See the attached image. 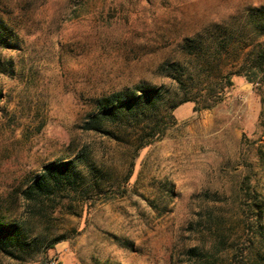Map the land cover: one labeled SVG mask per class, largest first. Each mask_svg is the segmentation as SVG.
<instances>
[{"label":"rangeland","instance_id":"obj_1","mask_svg":"<svg viewBox=\"0 0 264 264\" xmlns=\"http://www.w3.org/2000/svg\"><path fill=\"white\" fill-rule=\"evenodd\" d=\"M256 6L264 0H0L17 36L0 48V218L24 223L29 242L16 256L0 251V264H264V236L247 225L241 192L248 175L264 197V79L233 76L212 108L181 103L175 124L137 154L139 117L106 125L118 139L80 128L99 97L172 87V63L200 86L233 53L205 73L183 42L215 24L253 37ZM79 152L102 171L23 199L44 165ZM132 159L122 196L84 203L86 186L111 188Z\"/></svg>","mask_w":264,"mask_h":264},{"label":"trees","instance_id":"obj_2","mask_svg":"<svg viewBox=\"0 0 264 264\" xmlns=\"http://www.w3.org/2000/svg\"><path fill=\"white\" fill-rule=\"evenodd\" d=\"M250 16L251 28L255 33L253 37H248L242 27L215 24L208 28L209 33L206 36H197L183 42L182 48L185 53L200 60L197 69L195 66V69L199 71H207L209 67L217 63L214 62L215 60L225 59L233 53L229 62L224 63L225 68L220 67L217 73L207 74L200 86H189L187 80L192 78V74L182 64L172 63L165 72V76L169 77L174 84L172 87L139 84L132 89L99 97L96 99V111L88 115V119L80 128L118 139L117 134L109 130L106 125L120 124L132 117H139L136 122L140 125L138 144L135 149L137 154L141 148L161 139L165 131L175 124L176 119L172 111L181 103L193 102L195 110L216 106L224 100L226 91L232 86L233 76L247 75L262 83L264 79V6L253 7ZM16 39L17 36L12 28L0 15V48L16 47ZM238 49V52H233ZM133 164L132 159L121 180L111 188L86 186L84 203L91 205L98 199L122 196L126 190V183L132 175ZM86 171L87 174H94V171L102 170L96 162L88 161L83 152L75 154L68 160L49 162L22 191L23 199L30 203L31 200L36 199L35 197L48 196L61 189H72L79 180H82ZM241 192L247 225L252 231L257 229L264 236V197L254 195L248 175L243 178ZM77 233L54 238L46 249L54 247V244ZM28 243L24 223L0 218V251L16 256V253ZM234 264H240V261L237 260Z\"/></svg>","mask_w":264,"mask_h":264},{"label":"built area","instance_id":"obj_3","mask_svg":"<svg viewBox=\"0 0 264 264\" xmlns=\"http://www.w3.org/2000/svg\"><path fill=\"white\" fill-rule=\"evenodd\" d=\"M49 264H60L58 261L54 260V259H51L49 261Z\"/></svg>","mask_w":264,"mask_h":264}]
</instances>
